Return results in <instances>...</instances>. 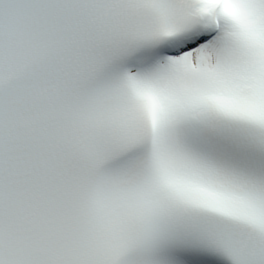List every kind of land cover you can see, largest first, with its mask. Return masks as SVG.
<instances>
[{
  "label": "snow or ice",
  "instance_id": "snow-or-ice-1",
  "mask_svg": "<svg viewBox=\"0 0 264 264\" xmlns=\"http://www.w3.org/2000/svg\"><path fill=\"white\" fill-rule=\"evenodd\" d=\"M0 264H264V0H0Z\"/></svg>",
  "mask_w": 264,
  "mask_h": 264
}]
</instances>
